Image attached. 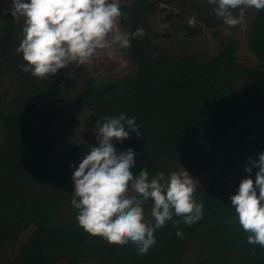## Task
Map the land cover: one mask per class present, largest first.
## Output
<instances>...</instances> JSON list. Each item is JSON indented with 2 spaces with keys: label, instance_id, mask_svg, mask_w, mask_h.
<instances>
[{
  "label": "trees",
  "instance_id": "1",
  "mask_svg": "<svg viewBox=\"0 0 264 264\" xmlns=\"http://www.w3.org/2000/svg\"><path fill=\"white\" fill-rule=\"evenodd\" d=\"M185 1L182 12L171 11L166 16L167 20L179 18L173 26L176 32L194 38L205 28L224 24L215 16L214 5ZM170 2L135 0L122 4L121 23L128 32L144 29V35L125 49L130 51L136 70L121 79L91 76L83 84L52 76L42 81L24 73L19 67L22 55L16 52L22 40L23 18L18 19L12 12L3 15L0 79L7 71L21 82L14 109L8 110L0 96V246L12 248L7 264H37L33 232L17 246L24 231L77 221L78 211L70 203L75 171L70 165L80 163L89 146H97L96 136H91L63 152L52 149L55 137L41 133L34 125L41 115L35 104L42 103L49 94L62 91L77 107L89 108L90 126H101L105 116L135 117L142 136L137 138L131 133L129 139L114 141V145L117 151L134 150L132 171L136 175L143 168L151 175L158 170L167 175L181 166L193 173H206L229 130L243 117L264 114V10H257L248 36L247 47L257 59L251 65L237 60L234 34L221 42L222 53L213 58L160 52L154 37L171 34H152L147 18ZM238 12L233 10L234 14ZM192 17L196 19L195 27L188 24ZM141 21L142 27L138 23ZM50 117L44 115L46 120ZM261 152L264 122H257L244 129L231 148L209 196L214 213L235 215L230 197L249 175L244 170L249 158L255 160ZM256 171L251 173L253 180ZM194 197L200 203V190ZM150 209L151 201L145 205V220L154 223ZM177 220L181 218L174 216L154 233L156 243L147 251L153 264H264V248L248 244V233L240 225H218L202 214L191 226L181 220L178 228L184 236L179 238L177 227H173ZM40 238L44 264H146L130 243L123 247L110 245L82 228L43 231Z\"/></svg>",
  "mask_w": 264,
  "mask_h": 264
},
{
  "label": "clouds",
  "instance_id": "2",
  "mask_svg": "<svg viewBox=\"0 0 264 264\" xmlns=\"http://www.w3.org/2000/svg\"><path fill=\"white\" fill-rule=\"evenodd\" d=\"M208 3L215 6L217 19L230 28L241 24L233 10H264V0ZM12 15L23 17L22 40L16 49L23 60L19 67L42 81L70 65L91 64L102 52L111 56L116 46L127 49L132 40L144 35L143 28L131 33L120 30L119 0H13ZM188 24L195 27V17ZM140 127L135 117L126 114L103 118L96 129L97 146H89L72 174L74 191L70 203L78 211V224L89 235L110 245L123 247L132 243L147 252L156 243L154 233L174 216L191 226L203 212L202 204L194 197L196 180L182 166L167 175L159 170L151 175L147 168L138 175L133 173L136 153L131 148L117 151L114 141L123 142L131 133L140 138ZM253 169H258L255 180L251 178ZM244 170L249 175L230 197L231 206L239 225L248 233L247 243L264 248V152L255 160L249 158ZM149 201L154 223L145 220ZM181 220L173 224L179 238L184 236L178 228Z\"/></svg>",
  "mask_w": 264,
  "mask_h": 264
},
{
  "label": "rangeland",
  "instance_id": "3",
  "mask_svg": "<svg viewBox=\"0 0 264 264\" xmlns=\"http://www.w3.org/2000/svg\"><path fill=\"white\" fill-rule=\"evenodd\" d=\"M135 0H119L120 4H132ZM185 0H171L168 4H163L159 9L150 14L147 18V23L151 25L152 34L154 32L170 36L154 37V43L158 46L160 52L171 54L176 53H197L202 59L213 58L218 55L221 48V42L230 31L235 36L236 40V58L238 61L255 65L257 59L247 47L248 36L251 24L256 17L257 10L255 8L239 9L234 16L241 20V24L236 27H229L222 24L216 28H205L199 36L188 38L184 32H176L174 25L179 21L178 17L172 20H167L166 16L174 11L175 13L182 12L185 5ZM206 2L208 0H197ZM13 0H0V30L4 24L3 15L12 12ZM18 19L23 17L18 16ZM140 27H142V21ZM120 30L128 32L120 20ZM136 70V65L133 61L130 51L120 49L116 46L113 54L108 56L106 53H100L91 64L81 65L79 67L70 65L65 69L58 70L57 74L52 76V79H74L80 84H83L89 77L95 76L98 79H121ZM20 79L11 72L5 71L0 79V96L8 110L14 109V103L20 97ZM65 99V100H64ZM28 101V100H24ZM41 115L34 121V125L38 131L44 134H52L55 141L52 143V149L57 152H63L68 147L87 140L91 136H96V129L100 124L90 126L87 124L90 115V109L87 107H77L73 99L64 97L62 91H55L44 99L42 103L35 104ZM21 108V106H19ZM30 111V110H28ZM44 115H51L49 120L44 119ZM79 163L75 166L78 167ZM190 175L196 180L197 190H200L203 185L205 173H193ZM34 228H29L24 231L18 240L17 246L24 243L32 234ZM12 254L10 245L0 246V264H7L8 257ZM60 264H69L63 262ZM85 264H101L94 261H87Z\"/></svg>",
  "mask_w": 264,
  "mask_h": 264
},
{
  "label": "water",
  "instance_id": "4",
  "mask_svg": "<svg viewBox=\"0 0 264 264\" xmlns=\"http://www.w3.org/2000/svg\"><path fill=\"white\" fill-rule=\"evenodd\" d=\"M257 122H264V114H253L240 119L227 133L226 137L224 138L222 144L218 149L214 161L212 162L209 170L205 173L203 185L202 188L200 189V203L202 204V212L204 216L212 223L218 225H227V226L239 225V221L238 218H236V215L223 216L214 213L209 207V203H208L209 196L221 174V171L225 165V162L228 158V155L231 151V148L235 140L244 129ZM75 228H82L78 224V221L69 222L64 225H56V226L43 225L37 227L32 234L33 240L38 249L37 264H44V249L40 238L41 232L47 231V232L56 233V232H63ZM130 244L142 256L146 264H153L147 252H141L137 246H135L132 243Z\"/></svg>",
  "mask_w": 264,
  "mask_h": 264
},
{
  "label": "flooded vegetation",
  "instance_id": "5",
  "mask_svg": "<svg viewBox=\"0 0 264 264\" xmlns=\"http://www.w3.org/2000/svg\"><path fill=\"white\" fill-rule=\"evenodd\" d=\"M221 53H222V51H221V50H219V52H218V55H221Z\"/></svg>",
  "mask_w": 264,
  "mask_h": 264
}]
</instances>
